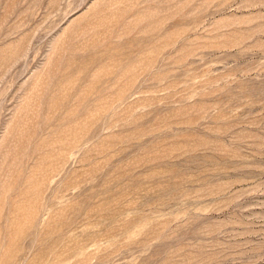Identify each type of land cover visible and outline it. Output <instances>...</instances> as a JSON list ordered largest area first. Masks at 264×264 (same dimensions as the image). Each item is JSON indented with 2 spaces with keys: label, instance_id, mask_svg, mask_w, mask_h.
I'll return each instance as SVG.
<instances>
[{
  "label": "rangeland",
  "instance_id": "obj_1",
  "mask_svg": "<svg viewBox=\"0 0 264 264\" xmlns=\"http://www.w3.org/2000/svg\"><path fill=\"white\" fill-rule=\"evenodd\" d=\"M0 264H264V0H0Z\"/></svg>",
  "mask_w": 264,
  "mask_h": 264
}]
</instances>
